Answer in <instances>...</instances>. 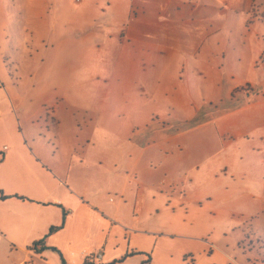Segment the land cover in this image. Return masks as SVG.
Segmentation results:
<instances>
[{
	"label": "crops",
	"instance_id": "0c3cea01",
	"mask_svg": "<svg viewBox=\"0 0 264 264\" xmlns=\"http://www.w3.org/2000/svg\"><path fill=\"white\" fill-rule=\"evenodd\" d=\"M59 1L53 0L55 13ZM107 1L110 5L112 0ZM230 1L239 9L252 7V0ZM46 4L47 0H0V195L4 197H0V264H84L86 258L94 264H141L146 257L149 264H241L234 254L211 245L214 241L206 236L184 232L198 219L186 212L176 217L174 210L202 208L203 199L212 202L214 195L233 192L250 195L251 205L264 211V89L261 98L243 95L234 108L227 100L229 108L190 128H205L215 136L198 141L184 138L185 131L160 138L161 126L153 123L160 113L159 97L171 100L183 112L199 113L200 107L186 108L181 98L188 76L185 86L167 80L159 91L103 93L101 98L118 96L125 105L121 114L129 118L130 134L115 144L108 139L104 153L97 156L91 138L61 137L60 114L55 110L41 115L52 96H47L40 69L26 89L9 72V65L31 44L39 56L36 42L47 17ZM252 13L257 19L260 12ZM117 17H129L127 6ZM256 24L239 28L234 54L236 62L253 75L229 88V95L242 85L250 89L253 77L264 75V31ZM137 44V50H142L140 41ZM44 58L43 52V63ZM141 61L156 65L153 59ZM154 82L152 77L153 88ZM215 88L213 84V92ZM145 97L151 105L144 109ZM92 112L100 115L101 109L96 106ZM232 131L244 139L237 137L236 143L220 138L221 133L231 137ZM250 135L255 139L245 138ZM112 146L115 154H110ZM196 146L202 153L192 161L190 151ZM232 147L235 150L230 151ZM170 163L174 165L168 167ZM205 166L211 167L210 183L204 181L203 188L194 189L192 178ZM222 168L229 170L228 181L218 174ZM178 180L179 191L174 188ZM203 193L209 197L203 198ZM246 202L239 201L242 206L233 209H247ZM203 208L224 211L210 204ZM35 243L44 250L33 248Z\"/></svg>",
	"mask_w": 264,
	"mask_h": 264
},
{
	"label": "rangeland",
	"instance_id": "374dc122",
	"mask_svg": "<svg viewBox=\"0 0 264 264\" xmlns=\"http://www.w3.org/2000/svg\"><path fill=\"white\" fill-rule=\"evenodd\" d=\"M261 3L252 0L251 8L242 6L239 9L230 0H112L111 7L107 0H60L55 13L53 0H47V17L38 35L39 42H36L39 56L34 54L35 46L31 44L9 65V72L19 87L26 89L34 80V72L40 69L45 76L47 96H52L43 105L41 115L55 110L62 123L61 137L67 141L91 138L96 144L93 153L97 156L104 153L105 141L109 139L115 144L130 134L127 130L129 118L121 114L125 111L121 99L112 96L105 100L101 94L119 95L120 91H126L135 95L141 90L159 91L167 80L185 86L183 80L188 76V87L183 89L181 98L186 108L200 107L199 113L183 112L178 105L174 107L171 100L159 97L160 113L153 123L161 126L160 138L185 131L184 138L189 140H210L215 136L205 128L195 131L190 128L229 108L227 100H231V108H234L243 101V95L259 98L264 89V75L256 74L250 89L242 85L241 89L230 93L232 97L228 93L229 88L244 80V76L253 75L236 62L234 54L239 28H253V21H256L257 28L264 31ZM125 6L129 17H117ZM254 11L260 12L257 19ZM137 41L142 50H137ZM142 57L153 59L156 65L147 62L143 65ZM143 101L144 109L151 105L150 98L145 97ZM96 106L101 109L100 115L92 112ZM237 137L233 131L231 137L227 133L220 134L225 142ZM234 147L230 151L235 150ZM110 149V154H115L114 146ZM200 149L198 146L191 148L192 161L201 155ZM227 157L223 154L225 162ZM173 165L167 164L168 167ZM210 168L205 166L197 172V178H192L194 189L203 188L204 181L210 183L207 180L212 172ZM220 172L219 176L228 181L229 170L222 168ZM174 188L178 191L182 188L179 180ZM179 194L177 192L176 196ZM238 194L214 195L212 202L203 199L202 204L220 206L223 212L204 209V205L190 207L188 211L177 206L174 215L178 217L186 212L188 217H197L198 224L186 226L184 232L206 236L214 241L209 242L211 245L234 254L241 264H264V211L251 205L250 195ZM201 196L208 198L209 194ZM237 199L240 203L247 201L249 207L235 211L234 205L243 204ZM200 224L202 226H198Z\"/></svg>",
	"mask_w": 264,
	"mask_h": 264
},
{
	"label": "trees",
	"instance_id": "16d2710c",
	"mask_svg": "<svg viewBox=\"0 0 264 264\" xmlns=\"http://www.w3.org/2000/svg\"><path fill=\"white\" fill-rule=\"evenodd\" d=\"M0 197H1V198H4V197H2V195H0ZM39 246H40V247H39ZM38 247H39L41 250H44V248L41 247L40 243H35V244L33 245V248H35V249L38 248ZM51 250H52V249H51ZM62 264H64V263L62 262ZM84 264H94V263H93V261H92L91 258H86ZM141 264H149V258L146 257L145 261L142 262Z\"/></svg>",
	"mask_w": 264,
	"mask_h": 264
},
{
	"label": "built area",
	"instance_id": "2783aa9c",
	"mask_svg": "<svg viewBox=\"0 0 264 264\" xmlns=\"http://www.w3.org/2000/svg\"><path fill=\"white\" fill-rule=\"evenodd\" d=\"M83 255H86V253H82ZM100 254H98L97 256H96V259H99L100 258Z\"/></svg>",
	"mask_w": 264,
	"mask_h": 264
}]
</instances>
